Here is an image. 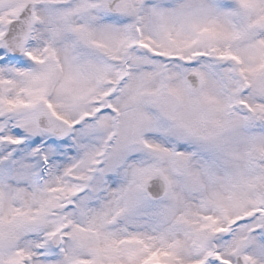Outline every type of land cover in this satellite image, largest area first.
<instances>
[{"label":"snow or ice","instance_id":"snow-or-ice-1","mask_svg":"<svg viewBox=\"0 0 264 264\" xmlns=\"http://www.w3.org/2000/svg\"><path fill=\"white\" fill-rule=\"evenodd\" d=\"M0 264H264V0H0Z\"/></svg>","mask_w":264,"mask_h":264}]
</instances>
